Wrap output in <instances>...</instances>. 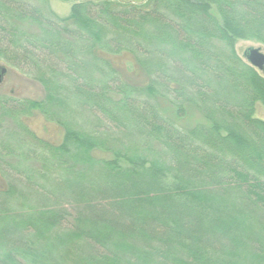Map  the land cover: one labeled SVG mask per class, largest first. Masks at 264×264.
Returning a JSON list of instances; mask_svg holds the SVG:
<instances>
[{"label":"trees","instance_id":"16d2710c","mask_svg":"<svg viewBox=\"0 0 264 264\" xmlns=\"http://www.w3.org/2000/svg\"><path fill=\"white\" fill-rule=\"evenodd\" d=\"M243 39L264 45V0H86L66 17L0 0V61L45 89L0 94V121L38 110L65 131L0 140V264H264V76ZM124 53L146 84L109 57ZM189 111L205 122L180 125Z\"/></svg>","mask_w":264,"mask_h":264},{"label":"rangeland","instance_id":"374dc122","mask_svg":"<svg viewBox=\"0 0 264 264\" xmlns=\"http://www.w3.org/2000/svg\"><path fill=\"white\" fill-rule=\"evenodd\" d=\"M86 0H49L51 8L59 17H66L70 14L73 4L77 2H82ZM134 3L142 4L147 2V0H126ZM262 47L264 52V45L255 40H238L236 43V50L241 55L244 56V51L248 47ZM111 60L116 64V66L124 73V76L128 79L130 83L133 84H146L147 78L143 75L142 71L136 66L133 56L129 53H124L122 55L109 56ZM1 66L7 67V73L4 75L2 82L0 83V94L10 96L14 99H32L40 100L45 96V89L43 85L23 74L20 70L12 68L0 61ZM263 76L264 72L259 71ZM74 102H81L79 98H73ZM76 110L77 117L85 118L83 115L86 114L88 119L90 118L89 110L81 108L82 103ZM254 117L264 121V104L257 103L255 107ZM180 125L185 127H191L197 123L205 122L203 117L197 111H189V113L181 117L176 118ZM26 127V128H24ZM18 134L19 138H25L29 142L32 141L34 145L33 135L40 139H44L47 142L59 145L64 142L65 131L56 122L49 120L42 112L34 110L28 115H21L19 118L12 122L10 120L0 121V140L6 139L8 134ZM8 137V136H7ZM12 140V145L15 148H19V144H14ZM25 149L28 147L24 146ZM72 148V147H71ZM15 161V160H13ZM7 181L0 175V186H6ZM30 197H40L43 195V191L39 189L30 188Z\"/></svg>","mask_w":264,"mask_h":264},{"label":"water","instance_id":"95a60500","mask_svg":"<svg viewBox=\"0 0 264 264\" xmlns=\"http://www.w3.org/2000/svg\"><path fill=\"white\" fill-rule=\"evenodd\" d=\"M244 57L247 62L258 71L264 72V52L262 47H248L244 51ZM7 73V67L0 65V83L4 75Z\"/></svg>","mask_w":264,"mask_h":264}]
</instances>
